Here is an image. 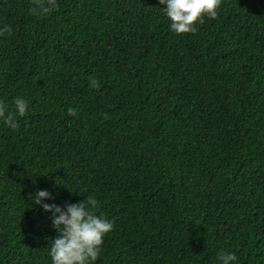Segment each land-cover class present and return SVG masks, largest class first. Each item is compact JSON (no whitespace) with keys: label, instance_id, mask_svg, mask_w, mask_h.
<instances>
[{"label":"trees","instance_id":"1","mask_svg":"<svg viewBox=\"0 0 264 264\" xmlns=\"http://www.w3.org/2000/svg\"><path fill=\"white\" fill-rule=\"evenodd\" d=\"M32 6L0 0V101L31 109L0 121V264H52L41 189L97 198L114 229L95 264H264V0L184 34L159 0Z\"/></svg>","mask_w":264,"mask_h":264},{"label":"clouds","instance_id":"2","mask_svg":"<svg viewBox=\"0 0 264 264\" xmlns=\"http://www.w3.org/2000/svg\"><path fill=\"white\" fill-rule=\"evenodd\" d=\"M222 0H159L164 14L169 18V30L175 34L195 33L197 24H202L205 17L215 19ZM57 0H33L29 12L43 15L54 11ZM11 26L0 27V35L12 34ZM90 87H99L95 78L90 79ZM29 100L16 97L12 109L5 101H0V121L8 128L18 127L17 117H24L31 109ZM69 115H75L73 108H68ZM52 199L47 189L38 190L33 201L44 211L49 212L52 225L57 231L51 239L48 255L52 264H95L100 257L104 239L114 229V222L102 214H97L100 204L94 195H86L80 202L67 203L61 207L55 203H46ZM218 264H235L237 256L233 251L221 249L217 252Z\"/></svg>","mask_w":264,"mask_h":264}]
</instances>
